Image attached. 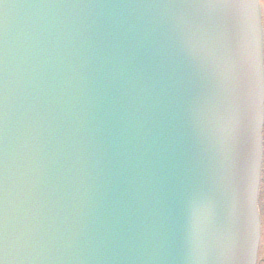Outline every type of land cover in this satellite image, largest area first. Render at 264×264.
Listing matches in <instances>:
<instances>
[{"label": "water", "instance_id": "water-1", "mask_svg": "<svg viewBox=\"0 0 264 264\" xmlns=\"http://www.w3.org/2000/svg\"><path fill=\"white\" fill-rule=\"evenodd\" d=\"M233 13L0 0L2 264H254V159L218 134Z\"/></svg>", "mask_w": 264, "mask_h": 264}, {"label": "snow or ice", "instance_id": "snow-or-ice-1", "mask_svg": "<svg viewBox=\"0 0 264 264\" xmlns=\"http://www.w3.org/2000/svg\"><path fill=\"white\" fill-rule=\"evenodd\" d=\"M264 0H216V6L234 10L229 22V115L218 124L222 140L231 143L237 158L245 162L254 159L255 182L260 181L261 130L264 128ZM247 9L241 17L237 10ZM255 64L253 76L249 66ZM259 217L264 214V195L261 196ZM2 264V261H0Z\"/></svg>", "mask_w": 264, "mask_h": 264}, {"label": "rangeland", "instance_id": "rangeland-1", "mask_svg": "<svg viewBox=\"0 0 264 264\" xmlns=\"http://www.w3.org/2000/svg\"><path fill=\"white\" fill-rule=\"evenodd\" d=\"M262 8V12H264V4L260 5ZM258 192L259 196L261 198L262 195H264V146H263V157L261 161V175H260V181L258 186ZM260 198L258 201H260ZM258 207L260 210V204L258 203ZM260 221H261V235L259 240V246H258V261L257 264H264V214H260Z\"/></svg>", "mask_w": 264, "mask_h": 264}]
</instances>
